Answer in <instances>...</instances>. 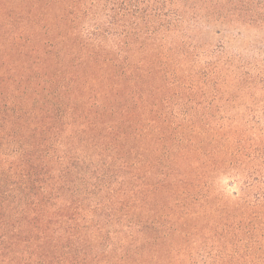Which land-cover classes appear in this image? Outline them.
<instances>
[{
    "label": "trees",
    "instance_id": "obj_1",
    "mask_svg": "<svg viewBox=\"0 0 264 264\" xmlns=\"http://www.w3.org/2000/svg\"><path fill=\"white\" fill-rule=\"evenodd\" d=\"M150 1L0 0V264H264L263 73Z\"/></svg>",
    "mask_w": 264,
    "mask_h": 264
},
{
    "label": "rangeland",
    "instance_id": "obj_2",
    "mask_svg": "<svg viewBox=\"0 0 264 264\" xmlns=\"http://www.w3.org/2000/svg\"><path fill=\"white\" fill-rule=\"evenodd\" d=\"M150 3L167 14L175 10L181 14L179 20L189 29L176 34L178 37L201 38L207 44L223 45L241 57L246 67L262 71L255 83L264 88V0H152ZM248 103L253 109L240 111L241 114L262 122L259 127L264 129V92H251Z\"/></svg>",
    "mask_w": 264,
    "mask_h": 264
}]
</instances>
